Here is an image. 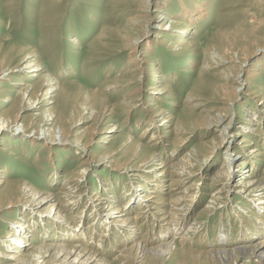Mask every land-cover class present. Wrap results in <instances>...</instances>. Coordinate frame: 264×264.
Masks as SVG:
<instances>
[{
  "label": "bare ground",
  "instance_id": "6f19581e",
  "mask_svg": "<svg viewBox=\"0 0 264 264\" xmlns=\"http://www.w3.org/2000/svg\"><path fill=\"white\" fill-rule=\"evenodd\" d=\"M171 1L174 2V0ZM177 1H179L180 14L176 19H173L166 12V4L159 2L151 13L150 10H143L149 15L153 12L159 18L155 16L140 19L141 15H139L132 17L130 19L131 24H129L143 27L152 24L158 29L155 34L157 42L167 43L166 45H169L177 53H188L184 54V57L193 58L200 50L193 38L198 33L200 22L207 17V10L203 4L193 5L192 2L188 3L185 0ZM140 2V6H150V0H140ZM158 14L160 15L158 16ZM171 35H173V39L169 38ZM119 36L120 40L118 41L121 42L117 46V50H120L119 53L128 50L132 52L127 64V75L131 79L146 80L153 78L155 83L157 81L166 82L164 87L150 88L153 93L149 95V100L144 108L147 112L145 121L148 126L142 131L144 133L151 132V146L142 144L141 140L127 136L124 143L115 147L117 141L113 132L120 130H118L119 126L114 123L115 125L111 127L110 133L105 136L104 140V143L111 142V147L108 150L105 148L103 156H96L94 152L90 151V147L94 145V138L86 139L85 129L81 132L78 131L80 124L76 120V122L73 121L72 111L82 108L87 114V118L94 120L96 126L93 134L96 135L101 133L103 129L98 126L111 122L118 117V105L111 106L106 98L99 99L97 96H90L89 91L85 92L84 98L81 97L82 99L80 96L78 99L73 98L65 91V85H62L49 71L42 73L44 66L36 50L29 51V49L26 51L15 65L9 63L11 65L3 64L0 66V76L9 82L14 80L13 75L22 74L23 78L27 79L26 82L21 83L23 88L19 91L20 98L27 101L25 109L42 110L41 113L44 118V125L36 130L38 132L33 130V132H26L27 129L24 128L23 123L10 131L23 133L34 140L49 137L47 142L51 145L62 142L68 143L73 146L78 155L83 156L82 167L79 172H75V175L72 174L73 178L67 174L64 184L58 192L40 191L28 183L12 180L10 178L11 172L5 169L0 161V213L7 207L17 205L13 202L8 205L3 204L5 201H10L12 197H17L21 204L25 203L21 198L23 196L30 197L25 203V207L31 206L32 209L38 210L37 216L33 215L31 211H27L25 216L23 215L19 220H4L8 223V231L4 236L5 239L0 240V264H148L149 258L158 254V251L154 250L157 248H146V246L156 239H165L170 233L178 236V232L191 219L195 202L198 199L197 205L201 203L205 194L210 199L199 208L198 217L187 225L188 231L199 233H195L191 240L180 238L182 243L190 245L200 238L201 228L207 222L202 218L204 216L207 218V215L213 214L214 211L225 208L226 201H230L236 195L234 198L239 200H236L231 207L234 206L232 210L237 207L234 212H236L235 219L241 230V234L238 235L242 241L240 242L241 245L225 249L192 250L190 248L181 249V251L186 250L191 253L192 264H235L237 260L242 258H245V261L241 264H264V236L253 241L255 237L264 234V175H254L252 170L246 174L248 167L251 166V169L258 167L257 158L264 155L262 151L264 131L257 124H253L257 122L259 126L264 125V95L260 94V90L254 91L256 90L255 86H253L255 89L250 92L244 91V85L252 83L251 79L258 77L262 71L257 68H249L245 71V78H241L244 74L242 67H246V63L252 57L251 54L247 53L251 48L249 47L250 41L244 35H233L225 37L224 41L220 42L222 44L220 48L210 46L206 51L208 59L204 61L200 70L210 71L227 66L223 70L226 75L225 78L232 83L230 88L224 85L220 91L217 90L214 94L221 103V107L207 108V105L202 102V96L198 92H192L186 100L191 105L190 110L175 116L174 113L166 115L165 108L157 106L155 101L170 89L168 78L156 70L158 68L150 67L148 64L147 53L158 47L157 42L149 40L141 48L140 36L133 35L130 30L122 34L119 33ZM242 51H245L246 54L240 60L239 55ZM261 59L262 57L259 58V62ZM231 68L235 70L229 71ZM37 77H39L37 83H29ZM200 81L205 83L204 76L200 77ZM194 90L199 91L197 85ZM240 96L243 99L249 97L254 99L257 104L263 105V107H255L254 113L248 117L239 116V119H242L240 121L245 124L243 126H237L234 117V109ZM140 97V88L137 87L133 91L128 90L120 102L119 105L123 111L128 113L127 118L132 115L131 111L138 107L137 102L140 101ZM48 105L51 106L43 109ZM250 108L245 111L248 112ZM8 120L5 115H0L2 125L6 124ZM70 121L71 123L67 125L66 123ZM218 128L220 130L217 131L218 134H213L210 137L209 133ZM1 129L4 128L0 127ZM163 132L166 134H162ZM196 135L199 136L196 145L187 149L185 154L178 159H173L171 163H167V160L171 159L175 152L168 151L167 143L180 151ZM238 136H242L240 141H237ZM224 142H229L227 149L223 152L226 160L213 175H208L207 171L201 174L202 179L206 177L211 180V186L209 192L198 194L200 187L197 186V183L199 180L196 179L197 181H195L193 177L202 168L206 167L209 171L213 167L212 165L219 160L215 156L216 152ZM44 145L42 144L43 147ZM253 145L255 147L252 149ZM237 146H241L243 149L241 153L245 155L239 163H236L240 153V147L238 149ZM124 147H128L131 151L127 162L128 166L124 170L131 168L135 171L133 174L136 176L134 182L128 186L124 184L121 185L122 187L119 186L122 188L120 193H117L115 186L114 188L103 186L99 192L93 193V198L87 196L83 209L72 221L68 214L71 215L73 208L81 202L86 194L83 188L89 180L86 173V170L89 169L88 165L95 162L116 166L114 159H117L116 156ZM4 150H6V145L1 144L0 153ZM18 154L13 149L9 152V156H18ZM212 157L214 158L211 163L204 164V160ZM95 165L94 168H96ZM233 168L235 169L233 170ZM238 175H240L239 182L236 185L232 184V178ZM101 181L104 185L108 184L104 179ZM52 182V185L56 184L57 179L53 178ZM204 183L206 181H201V184ZM112 184L115 185L117 182ZM166 185L169 186L167 191ZM119 198L123 200V203L116 205L120 200ZM241 199L243 202L240 201ZM245 202L247 204L252 202L253 209L244 204ZM87 204L90 206L86 209ZM133 209L136 211L127 215L126 212ZM86 217L90 219V224L87 227L84 225ZM222 226L217 241L223 246L230 245L229 243L233 239L228 230L222 229ZM98 227H103L104 230L100 233L99 238L94 240ZM51 237L52 239L56 237L58 241L46 243L43 241L44 239L50 240ZM65 242L69 243L65 244ZM94 245L100 247L94 249ZM174 250L175 247L174 249L171 248L170 252L173 253ZM114 251L115 253H113Z\"/></svg>",
  "mask_w": 264,
  "mask_h": 264
},
{
  "label": "rangeland",
  "instance_id": "374dc122",
  "mask_svg": "<svg viewBox=\"0 0 264 264\" xmlns=\"http://www.w3.org/2000/svg\"><path fill=\"white\" fill-rule=\"evenodd\" d=\"M175 1L177 0H174V2L171 0H150V6L145 7L140 6V0H0V66L3 64L15 65L26 51L29 49V51L36 50L44 66L42 73L49 71L62 85H65V91L73 96V98L76 97L78 99V96H80V99H82L85 96V92L89 91L90 96H97L99 99L106 98L108 104H111V106L118 105V117L114 118L111 122L98 126L103 129L101 133L96 135L93 134L96 126L94 120L88 119L87 114L84 113L82 108L72 111L73 121L76 120L80 124L78 131L81 132L85 129L87 133L85 138H94V145L90 147V151L94 152L96 156H103L105 148L108 150L111 147V142L104 143V140L106 138L105 136L110 133L109 130L111 127L115 124L119 126L118 130H120L113 132L115 140L117 141L115 147H119L120 144L124 143L127 136L132 137V139L141 140L142 144L151 146V132L144 133L142 131L148 126V123L145 121L147 112H145L144 108L149 100V95L153 93V90L150 88L164 87L166 82L157 81L155 83L152 80L153 78L146 80L131 79L127 75V64L132 52L128 50L119 53L120 50H117V46L121 43L118 41L120 40L119 33L122 34L130 30L133 35L140 36L141 48L149 40H153L152 42L156 41L155 34L158 31L157 27L147 23L144 27L139 25L132 26L130 25V19L139 15H141L140 19L157 17L155 13L152 12L149 15V13L147 14L143 10H150L151 13L152 9L159 2L165 3L166 12L173 19H176L179 17L180 7L179 1ZM185 1H188V3L192 2L193 5L203 4L207 10V17L200 22L198 33L193 38L200 50H198L193 58L189 56L186 58L184 54L188 53H177L169 45H166L167 43L161 44L159 43L160 41H156L158 47L153 48L147 53L148 64L150 67L158 68L156 70L168 78V83L170 84L169 91L161 95L160 99L155 100L157 106L164 107L166 115L174 113L175 116H178L190 110L191 105L186 102L188 95L192 92H198L202 96L201 98L203 100H201L207 105V108L221 107V103L215 98L214 94L217 90L220 91L222 86L226 85L230 88L232 85L225 78L226 75L223 71L227 66L210 71L200 69L204 61L208 59L206 54L208 48L210 46L220 48L222 45L220 42L224 41L223 39L225 37L233 35H244L250 41L249 47L251 48L247 53L251 54L252 57L249 58L246 67H242L244 74L242 73L243 76L241 78H245V71L249 68H257L262 71L258 77L251 79L252 83H248L246 86L244 85V91L250 92L256 87L254 91L260 90V94L264 95V0L261 2L260 0ZM144 4L146 3L144 2ZM155 24L158 25L157 22ZM101 35L102 37H100ZM169 38L173 39V35L169 36ZM245 54L246 52L242 51L239 59L242 60ZM260 57L262 59L259 62ZM234 70V68L229 69V71ZM201 76H204L205 83L200 81ZM12 78L14 79L12 80L13 82H9L0 76V115L3 114L6 119H9L4 125L0 122V127L4 128L0 130V145H6V150L0 153V161L5 166V169L11 172L12 175H10V178L12 180L28 183L40 191L58 192L64 184L67 174L72 176V174L75 175L79 172L82 167L81 161L83 160V156L78 155L73 146L68 143L62 142L51 145L47 142L50 139L49 137L34 140L23 133H13L10 131L21 123L27 129L26 132H31L32 130L38 132L36 130L44 125L42 110L33 111L32 109H25L27 101H23L20 98L19 91L23 88L21 83L26 82L27 79L25 80L22 74L13 75ZM38 81L39 77L31 80L29 83H37ZM196 85L199 91L194 90ZM137 87L140 88L141 92L140 101L137 102L138 107L131 111L132 117L129 116L127 118L128 113L123 111L119 104L122 102L128 90L133 91ZM246 99L240 96L236 104L237 106L234 109V117L238 122H236L237 126L245 125L240 121L241 118L239 119V116L248 117L254 113L255 107H263L261 103L257 104L254 99L249 97ZM245 101L246 103H244ZM49 106L51 105L45 106L43 109ZM71 106L73 108V102ZM247 108H250L248 112L245 111ZM70 123L71 121L66 124L69 125ZM253 124H257L264 131V125L259 126L257 122ZM253 124L250 125L253 126ZM217 131H220L219 128L211 131L209 133L210 137L213 134L217 135ZM162 134H166V132ZM241 137L238 136L237 141H240ZM198 140L199 136L196 135L180 151H177L175 146L167 143L168 151H175L174 156L171 159L169 158L167 163H171L173 159H178L184 155L187 149L196 145ZM42 144H45L44 147ZM228 144L229 142H224L218 148L215 156L219 160L212 165L213 167L209 171L208 168L204 167L193 177V180H199L197 183V186L200 187L198 194H201V192H209L211 180L206 177L202 179L201 174L207 171L208 175H213L216 169L223 165V162L226 160L223 152L227 149ZM47 147L50 148L48 149ZM239 147L240 153L236 163H239L245 157L241 153L243 149L241 146ZM239 147L237 146L238 149ZM254 147L255 145L252 146V149ZM12 149L19 153L18 156H9V152ZM262 151L264 152V147ZM130 155V149L124 147L116 156L117 159H114L116 166L95 162L93 163L96 164V168H94L93 163L90 164L91 166L88 165L89 169L86 170V173L89 180L84 184L83 188L86 194L81 202L73 208L71 215L68 214L72 221L77 214H80L86 203L85 198L87 196L93 198V193L99 192L103 186L110 188H114L115 186L117 193H120L122 184L128 186L134 182L136 176L133 174L135 171L131 168L130 170H124L128 166L127 162ZM258 157V167L256 169H251V166L248 167L246 174H249L252 170L254 175H264V155ZM213 158L204 160V164L211 163ZM51 178L57 179L56 184L52 185ZM102 179L107 181L108 184L104 185L102 183L103 181H101ZM239 179L240 175L232 178V184L236 185ZM201 181H206V183L201 184ZM113 182H117V184L113 185ZM119 186L121 187L119 188ZM165 187L167 188L166 191L169 190L168 185ZM235 196L230 201H226L227 205L225 208L214 211L213 214L207 215V218L205 216L202 218L207 222L201 228L200 238L190 245H187V243L183 244L180 238L183 237L191 240L195 236L196 232L188 231L187 225L198 217L199 208L210 198L205 194L204 199L198 205L197 199L192 209L191 219L178 232V236L170 233L165 239H156L153 243L146 246V248H157L154 250L156 252L158 251V254L152 255L149 258L148 262H150L148 264H192L193 257L191 253L186 250L181 251V249H225L241 245L240 242L242 241L238 238L241 230L235 219L236 212H234L237 207L234 210H232L234 206L231 207L235 204L236 200H239L238 198L235 199ZM21 198L22 201L27 203L30 197L23 196ZM11 200L5 201L3 204L8 205L10 202H13L17 205L7 207L0 213V240L5 239L4 236L8 231V223L4 220H19L23 215L25 216V212L27 211H31L33 215L37 216L36 213L38 210H35V208L32 209L31 206L25 207L26 204L19 203L17 197H12ZM240 201L243 202L242 199ZM122 203L123 200L120 199L116 205ZM244 204L247 203L245 202ZM247 205L250 209H253L252 202ZM89 206L87 204L85 208L87 209ZM230 207L231 209H229ZM135 211L136 209H133L126 213L129 215ZM27 217L30 218L29 216ZM27 217L26 219H28ZM87 217L85 219L86 221H84L85 227L90 224V219H87ZM221 225H223L222 229L228 230L230 237L233 239L229 243L230 245L223 246L217 241ZM102 230H104L103 227L96 229L94 240L99 238ZM263 236L264 234L257 238L255 237L253 241L259 240ZM43 241L46 243L52 241L57 242L58 240L56 237H53V239L51 237L50 240L44 239ZM67 243L69 242H65V244ZM98 247L100 246L94 245V249ZM174 247L175 250L171 253L170 250L171 248L174 249ZM243 261H245V258L237 260L235 264H241Z\"/></svg>",
  "mask_w": 264,
  "mask_h": 264
}]
</instances>
